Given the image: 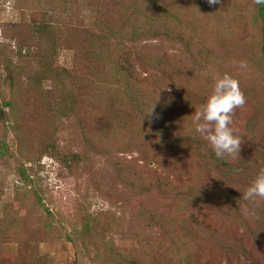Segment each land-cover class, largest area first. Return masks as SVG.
Returning <instances> with one entry per match:
<instances>
[{"label": "rangeland", "instance_id": "374dc122", "mask_svg": "<svg viewBox=\"0 0 264 264\" xmlns=\"http://www.w3.org/2000/svg\"><path fill=\"white\" fill-rule=\"evenodd\" d=\"M256 9L0 0V264H264L243 225L264 236V202L259 219L241 212L250 182L223 187L171 141L198 135L192 114L228 72L246 98L234 161L264 167ZM154 103L159 119L144 117Z\"/></svg>", "mask_w": 264, "mask_h": 264}, {"label": "clouds", "instance_id": "9594fccd", "mask_svg": "<svg viewBox=\"0 0 264 264\" xmlns=\"http://www.w3.org/2000/svg\"><path fill=\"white\" fill-rule=\"evenodd\" d=\"M206 2L212 6L220 4L221 0H206ZM254 4L264 5V0H254ZM233 64L240 69L247 68L246 61H234ZM245 103L246 98L239 81L225 72L214 77L210 93L192 114L195 133L207 142L219 160H224L226 157L233 160L240 158L242 138L231 125L235 111L242 108ZM154 107L155 103L144 117L159 119V114L155 113ZM242 199L247 202V205L241 209L242 214L245 217L259 219V205L264 202V167L258 170L244 189Z\"/></svg>", "mask_w": 264, "mask_h": 264}, {"label": "trees", "instance_id": "16d2710c", "mask_svg": "<svg viewBox=\"0 0 264 264\" xmlns=\"http://www.w3.org/2000/svg\"><path fill=\"white\" fill-rule=\"evenodd\" d=\"M256 7H257V9H256V20L258 22H260L262 25H264V5H260V6L256 5ZM260 57L262 59V62L264 63V40L262 41V45H261ZM66 70H68V69H66ZM128 71L130 72V74H132L130 69H128ZM192 128L194 129V127H191V129ZM195 134H197V133H195ZM171 141H173L172 143L177 142V143L185 145L186 147H190V149L193 152V154L195 155V157L199 158L198 162L199 163L203 162L200 168L205 169L206 172L219 171L218 175L221 177H224L223 179L225 180V184L222 186L225 188H228L229 186H231L235 182H236V185L238 187L243 188V186H241L242 185L241 181H243L244 179H247L248 182H250L251 179L253 178V175H251V173H249L250 171L255 170L253 168V165H251V164L239 165L238 162L230 159L229 157H226L224 160L217 159L215 157V154L213 153L212 149L210 148V146L199 135H193L192 133H188V134L185 133L181 136L174 135V137L171 138ZM197 166H198V164H197ZM255 167L257 169H260L257 165H255ZM242 192H243V190L239 189V194H241ZM186 203H189V201H186ZM239 205H242V204L239 203ZM240 219H241V217L239 218V220ZM243 225L246 227L245 232L247 234L253 235L252 237L254 240L264 242V236L260 235L258 233H255L254 229L255 230H257V229L254 227V225L253 226L252 225L248 226V224H246V225L243 224ZM228 249H229V246L226 248V250H228ZM129 263L130 264H148V263H141V262H138L135 260H131ZM181 263L182 264H189V261L186 258L185 259L182 258Z\"/></svg>", "mask_w": 264, "mask_h": 264}]
</instances>
